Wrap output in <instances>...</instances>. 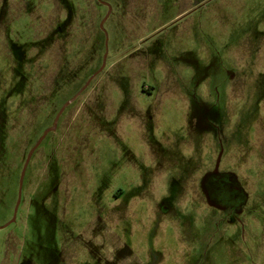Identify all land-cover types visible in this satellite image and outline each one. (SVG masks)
<instances>
[{"label": "rangeland", "instance_id": "374dc122", "mask_svg": "<svg viewBox=\"0 0 264 264\" xmlns=\"http://www.w3.org/2000/svg\"><path fill=\"white\" fill-rule=\"evenodd\" d=\"M101 1L102 27L99 0H0V224L105 55L33 152L0 264L162 247L165 264H264V0Z\"/></svg>", "mask_w": 264, "mask_h": 264}, {"label": "water", "instance_id": "95a60500", "mask_svg": "<svg viewBox=\"0 0 264 264\" xmlns=\"http://www.w3.org/2000/svg\"><path fill=\"white\" fill-rule=\"evenodd\" d=\"M101 3L103 4H106L107 6V13L105 14L104 18L102 19V21H100V27L103 26V21L107 20L109 14H110V6L109 4L106 2V1H101L99 0ZM105 67V55H103L102 57V63L100 65V67L98 69H96L92 75L86 80L85 84H83L80 88V90H83L87 85H90L91 81L93 80V78ZM79 94V93H78ZM77 94V95H78ZM76 95V96H77ZM70 100L66 101L63 106L61 107V109L59 110L58 112V115L55 117L54 119V124L48 128H46L41 136L36 140V142L34 143V145L32 147H30V149L28 150L27 154H26V158H25V162L22 164V168L20 170V178L18 179V195H17V198H16V202H15V205H14V211H13V214H12V218L6 222L5 224H0V228H4V227H7L9 226L16 218V211H18V207H19V204H20V199H21V195H22V182H23V179H24V176H25V172H26V167L28 165V163L30 162L31 160V157L33 155V152L35 151V149L37 147L40 146V144L42 143L43 139L45 138L47 132H50L51 130H56L57 128V120H58V117L61 115L62 111L64 110L65 106L69 103ZM217 165H218V161H217ZM216 165V166H217Z\"/></svg>", "mask_w": 264, "mask_h": 264}, {"label": "crops", "instance_id": "0c3cea01", "mask_svg": "<svg viewBox=\"0 0 264 264\" xmlns=\"http://www.w3.org/2000/svg\"><path fill=\"white\" fill-rule=\"evenodd\" d=\"M130 249V248H129ZM155 250V249H154ZM131 249L129 252H125V256H120L119 260L124 264H165V258L163 255L164 247L160 248V250H156V254L152 255L151 250L147 249L144 252L143 258H134L130 261L129 257L131 256ZM146 253V254H145ZM133 258V257H132ZM173 263L175 264H196L194 263V258L191 256H184L181 258H174Z\"/></svg>", "mask_w": 264, "mask_h": 264}, {"label": "flooded vegetation", "instance_id": "af4514ba", "mask_svg": "<svg viewBox=\"0 0 264 264\" xmlns=\"http://www.w3.org/2000/svg\"><path fill=\"white\" fill-rule=\"evenodd\" d=\"M104 6H106V4H104ZM107 7V6H106ZM92 75V74H91ZM85 84V83H84ZM81 88V87H80ZM80 88L75 92V94L73 95V97H71V98H69V99H67V100H65L63 103H62V105H61V107L63 106V104L66 102V101H68V100H70L69 101V103L65 106V108H64V110L62 111V113H61V115L60 116H62V114L64 113V111L66 110V108L69 106V105H72L73 104V102L75 101V100H77V98L81 95V94H83L85 91H86V87L83 89V90H80ZM52 90H55V89H52ZM79 93V94H78ZM78 94V95H77ZM77 95V96H76ZM61 107H60V109H61ZM59 109V110H60ZM59 110H58V112H59ZM58 112L56 113V115L55 116H53V120H52V125L54 124V119H55V117L58 115ZM60 116L58 117V120H57V124H58V122H59V120H60ZM51 125V126H52ZM50 127V126H49ZM48 128V127H47ZM55 130V129H54ZM54 130H51L50 132H52V131H54ZM56 130H57V128H56ZM55 130V131H56ZM43 132V131H42ZM49 132H47V134H48ZM42 134V133H41ZM47 134H46V136H47ZM41 136V135H40ZM39 136V137H40ZM45 136V137H46ZM38 137V138H39ZM37 138V139H38ZM44 140V139H43ZM213 178L214 179V182H215V185H216V187H218V188H220L222 185H223V181L222 180H224V178H221L220 177V175L218 174V173H216L213 169L209 172V174H208V177H207V179L208 178Z\"/></svg>", "mask_w": 264, "mask_h": 264}]
</instances>
